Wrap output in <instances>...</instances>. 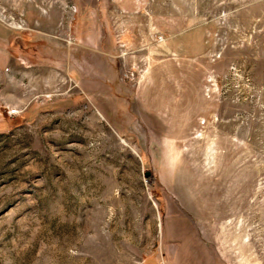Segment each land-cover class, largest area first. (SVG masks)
Listing matches in <instances>:
<instances>
[{"label": "rangeland", "instance_id": "1", "mask_svg": "<svg viewBox=\"0 0 264 264\" xmlns=\"http://www.w3.org/2000/svg\"><path fill=\"white\" fill-rule=\"evenodd\" d=\"M140 1L0 0V264H264V0Z\"/></svg>", "mask_w": 264, "mask_h": 264}, {"label": "crops", "instance_id": "2", "mask_svg": "<svg viewBox=\"0 0 264 264\" xmlns=\"http://www.w3.org/2000/svg\"><path fill=\"white\" fill-rule=\"evenodd\" d=\"M114 3L116 4L115 8L116 11H120L123 13H136L138 10H141V1L140 0H114ZM145 10V9H144ZM117 11V12H118ZM119 13V12H118ZM151 91V87L145 88L143 90L142 94H149ZM182 240V238L180 239ZM197 242H192V246L188 244L187 238H184L181 242V246L179 247V251L177 253V260L179 264H210L207 263L204 256L205 254V248L202 246H199V244H195ZM195 256V257H194ZM194 257V258H193ZM194 261V263H192Z\"/></svg>", "mask_w": 264, "mask_h": 264}, {"label": "water", "instance_id": "3", "mask_svg": "<svg viewBox=\"0 0 264 264\" xmlns=\"http://www.w3.org/2000/svg\"><path fill=\"white\" fill-rule=\"evenodd\" d=\"M149 175V173H145V177H147Z\"/></svg>", "mask_w": 264, "mask_h": 264}]
</instances>
